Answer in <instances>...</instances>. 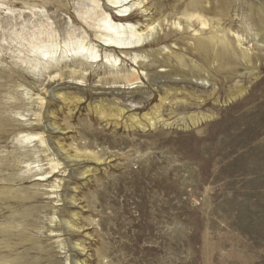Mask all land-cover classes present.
<instances>
[{
  "label": "rangeland",
  "instance_id": "1",
  "mask_svg": "<svg viewBox=\"0 0 264 264\" xmlns=\"http://www.w3.org/2000/svg\"><path fill=\"white\" fill-rule=\"evenodd\" d=\"M144 5L0 0V264H264V0Z\"/></svg>",
  "mask_w": 264,
  "mask_h": 264
},
{
  "label": "bare ground",
  "instance_id": "2",
  "mask_svg": "<svg viewBox=\"0 0 264 264\" xmlns=\"http://www.w3.org/2000/svg\"><path fill=\"white\" fill-rule=\"evenodd\" d=\"M110 4V6L116 9L114 16L106 15L104 19H102L101 23H97L95 26L96 29L99 30L98 35L96 37L102 42V46L105 49H109L112 53L122 51V50H130L133 48H137L140 46V43H143L147 40V37L150 35L149 33L141 30L137 23L138 21L131 23V19L135 18L139 20L141 17L147 16L146 10L148 8L145 7V0H105ZM130 3V5H129ZM264 10V6H263ZM134 11H139L140 13L135 14ZM114 20V21H113ZM134 20V19H133ZM194 20L202 26H206V20L199 13L193 12L190 14L189 24L193 26ZM124 21V22H123ZM91 28L93 24H88ZM92 28V29H95ZM148 29V30H147ZM153 29L151 25H146V29L150 32ZM181 29V28H180ZM179 29V30H180ZM182 30H186L185 28ZM177 31V28H176ZM98 32V31H96ZM264 38V34H263ZM193 41V45L196 47L197 51L202 53L203 55H208L211 52V42L202 36H195ZM82 40V39H81ZM77 41L75 47L72 48L71 55L76 56L74 60L88 62H95L99 57L97 50L93 45H84L82 41ZM210 50V51H209ZM48 53V52H47ZM47 53H43V56H47ZM218 53L225 54V49L223 47L217 49L214 53L218 57ZM50 57V56H49ZM106 61L110 63L109 65L112 68L115 67V63L117 58L112 54L105 56ZM113 80L118 81H126L122 76L115 75L113 76ZM28 137L24 135L23 138ZM33 136H30V138ZM43 144V141L40 142ZM53 172H55L53 170ZM55 186V185H54ZM59 187V186H55Z\"/></svg>",
  "mask_w": 264,
  "mask_h": 264
}]
</instances>
